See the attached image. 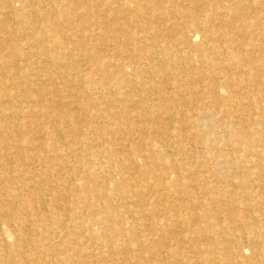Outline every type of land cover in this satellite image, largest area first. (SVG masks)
<instances>
[{"label":"bare ground","instance_id":"1","mask_svg":"<svg viewBox=\"0 0 264 264\" xmlns=\"http://www.w3.org/2000/svg\"><path fill=\"white\" fill-rule=\"evenodd\" d=\"M0 264H264V0H0Z\"/></svg>","mask_w":264,"mask_h":264},{"label":"rangeland","instance_id":"2","mask_svg":"<svg viewBox=\"0 0 264 264\" xmlns=\"http://www.w3.org/2000/svg\"><path fill=\"white\" fill-rule=\"evenodd\" d=\"M118 177V176H117Z\"/></svg>","mask_w":264,"mask_h":264}]
</instances>
